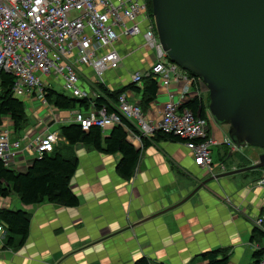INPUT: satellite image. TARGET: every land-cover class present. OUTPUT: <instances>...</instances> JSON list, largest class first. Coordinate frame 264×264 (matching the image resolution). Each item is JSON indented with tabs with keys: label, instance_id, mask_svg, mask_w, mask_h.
<instances>
[{
	"label": "crops",
	"instance_id": "1",
	"mask_svg": "<svg viewBox=\"0 0 264 264\" xmlns=\"http://www.w3.org/2000/svg\"><path fill=\"white\" fill-rule=\"evenodd\" d=\"M115 48L121 62L117 69L104 74V87L113 92L121 90L130 103H139L140 94L128 88L130 76L146 74L153 53L144 47L141 36L120 38ZM81 72L92 99L91 93H97L95 74L91 72L94 77L88 78L83 68ZM50 80L48 89L54 90V80ZM184 86L185 81L180 80L158 89L145 116L159 120L168 95L178 101ZM192 86L191 94L198 91L208 111V91ZM27 101L32 107L38 102ZM50 107L38 106L36 114L48 109L45 115L19 134L12 132L8 118L2 120L9 126L12 139L21 141L22 150L9 165L12 170L24 173L38 157L24 150L36 137L75 124L71 117L74 111L60 119ZM206 120L208 135L215 141L210 173L197 165L183 142L160 141L143 147L136 134L128 133L127 141L140 154L132 176L126 179L117 171L119 153L104 154L82 144L69 146L60 138L54 147L61 150L67 146V159L75 158L78 163L70 182L78 205L64 207L44 201L25 206L17 196L11 197L13 193L1 198L0 209L24 211L30 224L23 246L7 249L3 247L7 232L0 225V264H134L141 258L150 264H206L202 255L212 251H219V258L226 256L227 264H252L253 253L264 247V240H252L254 228H264V186L255 185L253 171L210 181L192 193L210 177L242 169L244 162L252 165L261 152L252 147L246 153V148L232 150L224 144L228 127L215 124L209 111ZM55 123L57 131H51ZM110 131L101 130L102 138Z\"/></svg>",
	"mask_w": 264,
	"mask_h": 264
},
{
	"label": "built area",
	"instance_id": "2",
	"mask_svg": "<svg viewBox=\"0 0 264 264\" xmlns=\"http://www.w3.org/2000/svg\"><path fill=\"white\" fill-rule=\"evenodd\" d=\"M137 36L152 51L153 63L146 74L133 73L131 83L140 86L144 77H151L160 90L184 80L179 100L174 102L168 95L161 117L152 121L139 103H130L122 94L115 112L92 106L85 113L76 109L72 121L83 131L91 127L105 131L125 119L134 125L138 139H151L157 133L173 135L183 141L197 165L210 173L215 141L208 135L207 120L187 109L180 110L181 104L199 95L198 91L191 94L192 84L200 88L204 84L170 62L158 40L153 17L148 16L146 0H0V75L6 72L14 77V97L34 99L45 107H50L45 100L50 79L61 83L59 87L72 98L90 99L89 92L77 86L81 69L88 68L95 74L93 85H104V74L117 69L121 62L117 41ZM91 95L96 96L93 92ZM7 126L4 122L0 126V160L9 167L22 147L19 139H12ZM59 140L58 133H47L36 137L24 150L41 156L51 153ZM224 144L236 149L228 138ZM255 185L264 186V170ZM258 264H264V255Z\"/></svg>",
	"mask_w": 264,
	"mask_h": 264
},
{
	"label": "water",
	"instance_id": "3",
	"mask_svg": "<svg viewBox=\"0 0 264 264\" xmlns=\"http://www.w3.org/2000/svg\"><path fill=\"white\" fill-rule=\"evenodd\" d=\"M158 40L170 62L201 79L208 111L239 151H264V0H150ZM264 168V153L249 167ZM191 194V195H192ZM191 195L184 199L187 200Z\"/></svg>",
	"mask_w": 264,
	"mask_h": 264
},
{
	"label": "trees",
	"instance_id": "4",
	"mask_svg": "<svg viewBox=\"0 0 264 264\" xmlns=\"http://www.w3.org/2000/svg\"><path fill=\"white\" fill-rule=\"evenodd\" d=\"M148 16L152 18V9L150 0H146ZM185 72V71H184ZM188 76L197 77L189 72H185ZM14 77L6 72L0 75V126L2 120L8 118L12 124L15 134L24 131L29 125V119L26 114L24 102L14 97L12 93ZM193 87V86H192ZM96 96L92 99L78 100L70 98L63 93L52 89L45 90L46 103L56 110L69 111L74 109L87 110L91 106L94 109L106 108L108 112H115L117 109L118 98L122 91H109L102 84H95ZM128 88L137 94H140L139 106L144 113L147 106L152 103L158 92V84L151 77H144L140 83L129 84ZM209 103V101H208ZM187 109L194 116L207 119L208 111L204 105L203 99L194 96L181 104L180 110ZM121 125L111 128L110 133L102 138L101 130L97 127H91L87 131H83L77 124L63 126L58 130L60 138L67 145L73 146L82 144L90 146L104 154L121 155L117 165L118 173L128 179L132 176L135 169L140 150H136L132 144L127 141L128 131L138 134L134 125L129 121L122 119ZM143 147L156 144L160 141L183 142L173 135L157 133L151 139L141 137ZM60 149V148H59ZM57 146L51 153H43L36 159L31 161L30 166L24 173H18L0 160V199L7 198L10 194H15L22 205H37L44 201L64 207H75L78 205L77 198L70 189L71 178L77 168V160L65 158ZM242 161L243 158L239 157ZM226 158H222L224 161ZM240 168L249 167L248 162H244ZM264 168L253 171L252 175L259 178ZM260 171V172H259ZM29 215L21 210L0 209V225L7 232V239L4 248L23 246L26 241L29 229ZM264 240V233L260 228H254L252 232V240ZM221 253V251H220ZM264 255V247L253 253V263L258 264ZM202 259L206 264H227L226 256L219 258V251H212L202 255ZM134 264H150L145 258H141Z\"/></svg>",
	"mask_w": 264,
	"mask_h": 264
},
{
	"label": "rangeland",
	"instance_id": "5",
	"mask_svg": "<svg viewBox=\"0 0 264 264\" xmlns=\"http://www.w3.org/2000/svg\"><path fill=\"white\" fill-rule=\"evenodd\" d=\"M178 68H179V67H178ZM179 69H180V68H179ZM83 70H85V74L87 75L88 78H93V77H94V74L91 73L92 71H91L90 69H88V68H83ZM181 70H182V69H181ZM182 71H183V70H182ZM61 85H62L61 83L53 82V87H54L55 90H57L58 92L63 93V94H65L66 96L72 98V97L70 96L69 92H67V91H63V90L59 87V86H61ZM77 86H78L82 91H86V92H88V82H87V80H85V79H83V78H80L79 81H78V85H77ZM202 89L205 90V92L207 91V89H206V87H205L204 85L202 86ZM204 94H205V93H204ZM21 100L24 102L25 109H26V112H27V114H28V119H29L30 127H34V126L38 123L39 118H41V116H44L45 113H46V111H47L48 109H46V110L44 109V110L41 112L40 115H39V114L37 115V114H36V109H37V107H38V106H40V107L42 106L39 102L34 103V106H35V107H32V106H31V103H29V102H28L27 100H25L24 98H21ZM47 108H48V107H47ZM51 109H52V108H51ZM52 111H53V114H54L55 116L58 115V117H59L60 119H62L63 117H65V118L69 117V114H70L69 111H75V109H74V110H69V111H61V110H52ZM51 131H57V124H56V123L54 124V127H53V129H52ZM51 133H56V132H51ZM59 146L61 147L62 145L59 144ZM66 147H67V146H62V149H61L60 151H61V153H62L66 158H68L70 155H69V151H68V149H67ZM248 148H251V147H247V148L245 149V153L248 152V151H247ZM256 150L262 152L261 149H256ZM34 154H35V152H34ZM215 159H216V158H215ZM225 162H227V161H225ZM239 176H240V174L234 175V177H239ZM11 197H16V195H15V194H12Z\"/></svg>",
	"mask_w": 264,
	"mask_h": 264
},
{
	"label": "flooded vegetation",
	"instance_id": "6",
	"mask_svg": "<svg viewBox=\"0 0 264 264\" xmlns=\"http://www.w3.org/2000/svg\"><path fill=\"white\" fill-rule=\"evenodd\" d=\"M260 152H261V151H260ZM262 153H264V151H263V152H261V154H262Z\"/></svg>",
	"mask_w": 264,
	"mask_h": 264
},
{
	"label": "bare ground",
	"instance_id": "7",
	"mask_svg": "<svg viewBox=\"0 0 264 264\" xmlns=\"http://www.w3.org/2000/svg\"><path fill=\"white\" fill-rule=\"evenodd\" d=\"M99 109V108H98Z\"/></svg>",
	"mask_w": 264,
	"mask_h": 264
}]
</instances>
